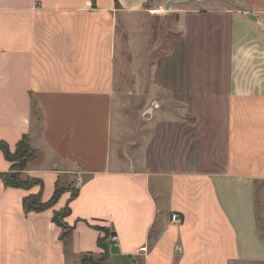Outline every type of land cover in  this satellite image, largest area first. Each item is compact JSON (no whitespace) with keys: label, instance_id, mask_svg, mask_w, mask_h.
Wrapping results in <instances>:
<instances>
[{"label":"crops","instance_id":"obj_1","mask_svg":"<svg viewBox=\"0 0 264 264\" xmlns=\"http://www.w3.org/2000/svg\"><path fill=\"white\" fill-rule=\"evenodd\" d=\"M176 1L160 96L123 127L118 27L146 0H0V141L29 137L43 201L77 190L26 211L40 186L0 177V264H80L98 238L103 264H264V0Z\"/></svg>","mask_w":264,"mask_h":264},{"label":"rangeland","instance_id":"obj_2","mask_svg":"<svg viewBox=\"0 0 264 264\" xmlns=\"http://www.w3.org/2000/svg\"><path fill=\"white\" fill-rule=\"evenodd\" d=\"M166 0H146L144 8L136 13L121 16L118 27L117 62L121 93V125L145 123L144 108L160 96L154 65L170 49L178 34L179 12L177 1L169 9ZM135 124V123H134ZM72 191V190H71ZM261 212H264L262 208Z\"/></svg>","mask_w":264,"mask_h":264},{"label":"trees","instance_id":"obj_3","mask_svg":"<svg viewBox=\"0 0 264 264\" xmlns=\"http://www.w3.org/2000/svg\"><path fill=\"white\" fill-rule=\"evenodd\" d=\"M0 150L3 152L5 158L11 162L12 168L9 172L1 173L2 178L6 186L17 188H30L33 185H39L40 191L36 194H30L24 198V207L26 211L39 212L53 206L60 195L67 191L72 190L74 195L77 190L65 183L57 180L52 196L47 200L41 199V189L43 187L42 180L34 177H22L21 173L26 168L29 160L36 156V150L31 146L29 137L24 135L15 145L13 151H11L5 142L0 141ZM69 208L65 207L60 211H55L52 217V221L60 227H64L65 231L62 233V237L67 234L70 227L64 222V217L68 215ZM98 245L104 250L99 257H94L93 254L86 253L80 258V264H103L107 257V249L103 245L101 238H98Z\"/></svg>","mask_w":264,"mask_h":264},{"label":"built area","instance_id":"obj_4","mask_svg":"<svg viewBox=\"0 0 264 264\" xmlns=\"http://www.w3.org/2000/svg\"><path fill=\"white\" fill-rule=\"evenodd\" d=\"M171 220H173V221H180V218H179V216L176 213H173L171 215ZM110 238H111L112 241H116V236L114 234H111L110 235Z\"/></svg>","mask_w":264,"mask_h":264},{"label":"water","instance_id":"obj_5","mask_svg":"<svg viewBox=\"0 0 264 264\" xmlns=\"http://www.w3.org/2000/svg\"><path fill=\"white\" fill-rule=\"evenodd\" d=\"M173 1H175V0H168V1L165 3L164 7H165L166 9H169V6H170V4H171Z\"/></svg>","mask_w":264,"mask_h":264}]
</instances>
